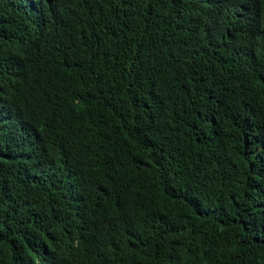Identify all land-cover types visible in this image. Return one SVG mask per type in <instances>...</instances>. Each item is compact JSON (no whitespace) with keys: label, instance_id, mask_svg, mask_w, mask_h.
<instances>
[{"label":"trees","instance_id":"16d2710c","mask_svg":"<svg viewBox=\"0 0 264 264\" xmlns=\"http://www.w3.org/2000/svg\"><path fill=\"white\" fill-rule=\"evenodd\" d=\"M0 264H264V0H0Z\"/></svg>","mask_w":264,"mask_h":264}]
</instances>
